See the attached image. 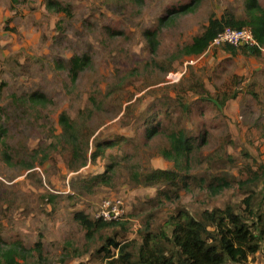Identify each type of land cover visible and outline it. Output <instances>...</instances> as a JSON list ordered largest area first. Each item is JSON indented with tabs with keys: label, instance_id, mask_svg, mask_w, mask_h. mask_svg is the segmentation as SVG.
<instances>
[{
	"label": "rangeland",
	"instance_id": "obj_1",
	"mask_svg": "<svg viewBox=\"0 0 264 264\" xmlns=\"http://www.w3.org/2000/svg\"><path fill=\"white\" fill-rule=\"evenodd\" d=\"M56 1L70 4L71 14L47 0H0V250L16 249L20 264H106L107 238L139 241L179 210L198 217L230 206L245 216L252 192L250 208L264 209L262 183H252L264 168V53L231 54L223 45L176 58L211 17L245 20L246 0H200L174 14L193 0ZM74 55L89 58L75 79ZM177 72L180 80L169 83ZM33 93L47 101H31ZM62 113L80 133L81 153L87 148L83 166L60 137ZM177 131L199 144L185 185L134 179L174 169L160 152ZM111 138L124 140L91 161L93 141ZM110 165L109 183L87 182ZM217 178L227 186L213 192ZM117 197L121 220L87 232L75 219L81 212L94 220L101 201ZM245 264H264V249Z\"/></svg>",
	"mask_w": 264,
	"mask_h": 264
},
{
	"label": "trees",
	"instance_id": "obj_2",
	"mask_svg": "<svg viewBox=\"0 0 264 264\" xmlns=\"http://www.w3.org/2000/svg\"><path fill=\"white\" fill-rule=\"evenodd\" d=\"M199 1L193 0V2L181 5L173 14L192 11ZM47 6L54 12L71 14L70 4L65 5L56 0H47ZM246 10L245 20H237L230 14H225L221 18L211 17L208 25L201 33L193 37L191 43L179 48L176 58L202 54L216 34L227 27L233 29L249 27L258 45L264 49V9L260 6L259 0H246ZM146 35L149 44L156 47V34L148 31ZM225 49L231 54H235L237 50L252 56H260L264 53L258 47L246 45L237 47L225 45ZM88 61L89 58L85 55H74L69 59V70L73 79ZM234 97L230 96V98ZM29 99L33 102L47 101L45 95L41 93H33ZM225 99L226 97L222 98L223 103ZM59 123L62 128L60 137L65 139L72 156L76 158L80 155V164L85 165L87 148L84 154L81 153L83 140L76 126L64 113L60 115ZM157 133V124L147 128L148 137ZM123 140V138L94 140L93 150L89 155L90 160L94 162L104 155L107 149L118 146ZM167 141V147L163 148L160 153L162 157L174 163V169H152L143 175L135 174L134 179H141L140 182L147 185H166L175 190L185 185L189 158L199 144L183 131L168 133ZM201 141H204L203 138ZM85 146L87 147V143ZM4 155L6 158L9 156L6 153ZM112 173L113 166L110 165L105 172L92 176L87 182L91 185L94 183L107 184L111 180ZM252 178V183L261 182L264 189L263 167L260 166L259 173H255ZM215 182L217 183H215L216 188L212 189L213 192H218L227 186V181L221 178H217ZM247 183L242 185H247ZM253 197L252 192L251 196L244 200L248 212L245 216L236 213L230 206L204 210L198 217L190 215L185 210H179L168 218L158 232L145 231L139 241L120 242L115 238H107V242L101 248L106 264H245L249 257H253L264 249V209L255 211L250 208ZM75 219L87 232L115 223L91 220L81 212L75 214ZM19 255L14 248L0 250V264H20Z\"/></svg>",
	"mask_w": 264,
	"mask_h": 264
},
{
	"label": "built area",
	"instance_id": "obj_3",
	"mask_svg": "<svg viewBox=\"0 0 264 264\" xmlns=\"http://www.w3.org/2000/svg\"><path fill=\"white\" fill-rule=\"evenodd\" d=\"M255 46L264 52L257 41L255 40L252 31L249 27H242L240 29H233L230 27L224 28L219 31L213 40L210 42L208 49L211 47L219 46ZM182 76V72H177L175 74L170 73L168 76L169 83H177ZM125 214L124 202L122 198H105L96 208L94 213L95 220H101L103 222H117L123 218Z\"/></svg>",
	"mask_w": 264,
	"mask_h": 264
}]
</instances>
